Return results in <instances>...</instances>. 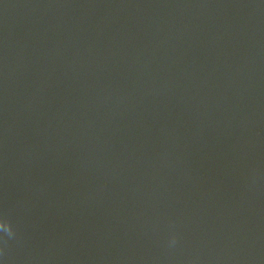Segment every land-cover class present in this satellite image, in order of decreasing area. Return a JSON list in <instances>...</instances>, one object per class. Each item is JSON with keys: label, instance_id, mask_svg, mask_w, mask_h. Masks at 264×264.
<instances>
[{"label": "water", "instance_id": "water-1", "mask_svg": "<svg viewBox=\"0 0 264 264\" xmlns=\"http://www.w3.org/2000/svg\"><path fill=\"white\" fill-rule=\"evenodd\" d=\"M0 264H264V0H0Z\"/></svg>", "mask_w": 264, "mask_h": 264}]
</instances>
